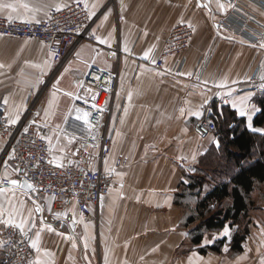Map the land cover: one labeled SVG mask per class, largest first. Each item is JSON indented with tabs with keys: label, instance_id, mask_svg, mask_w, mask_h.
Masks as SVG:
<instances>
[{
	"label": "crops",
	"instance_id": "1",
	"mask_svg": "<svg viewBox=\"0 0 264 264\" xmlns=\"http://www.w3.org/2000/svg\"><path fill=\"white\" fill-rule=\"evenodd\" d=\"M79 1L97 18L93 27L97 65L118 70L109 123L112 153L103 166L114 175L113 187L99 206L98 220L88 221L74 202L57 218L51 198L0 185L5 189L0 194L3 218H8L11 205L14 222L19 223L21 216L26 221L24 232L37 245V264H224L221 255L201 254L192 246L191 230L183 223L184 205L191 198L179 196L183 184L203 169L210 148L220 147L219 141L202 140L193 133L196 120L209 113L213 120L224 118L231 111L237 120H245L241 130L264 134L254 125L261 113L256 99L264 87L263 92L238 90L264 71V0H211L208 8L199 6L205 0ZM75 2L0 0L13 5L0 9V17L40 22L52 9ZM219 3L225 8H218ZM180 23L191 25L195 33L176 75L177 57L166 58L162 70L154 65L170 31ZM0 65V107L9 123H21L43 88L29 123L45 137L51 157L97 167L98 149L59 135L86 64L69 58L59 65L40 41L0 36ZM198 74L203 76L202 85L193 82ZM51 77L57 89L47 91ZM217 96L219 102L214 101ZM4 150L0 138V158ZM120 158L126 164L116 168ZM3 178L17 177L14 171H0ZM37 206L42 213L35 211ZM29 214L35 227L30 226ZM7 227L0 223V250ZM252 258L246 253L235 264Z\"/></svg>",
	"mask_w": 264,
	"mask_h": 264
},
{
	"label": "built area",
	"instance_id": "2",
	"mask_svg": "<svg viewBox=\"0 0 264 264\" xmlns=\"http://www.w3.org/2000/svg\"><path fill=\"white\" fill-rule=\"evenodd\" d=\"M57 9H52L48 17L39 23L12 22L0 17V36L40 41L46 44L53 60L59 65L69 58L86 64L85 72L78 75V90L60 134L97 148V167L53 159L52 148L40 130L29 125L27 118L18 126L11 125L1 106L0 138L5 142V150L0 158V171H14L16 179L32 186V194L51 198L55 212H64L74 202L84 219L97 221L99 206L114 184L113 173L104 170L103 166L112 153L109 123L118 73L97 65L98 40L93 32L97 18L85 3L79 1ZM194 33V27L187 24L180 23L172 28L155 68L162 70L164 60L174 56L179 58L175 69L176 75H179L184 64L182 56L190 48ZM193 82L202 85L203 76L198 74ZM263 87L264 71L260 69L238 90L263 92ZM214 100L219 102L220 98L217 96ZM84 112L88 113L87 123L76 119ZM216 132L217 124L212 118H201L193 127V133L202 140ZM125 164V160L120 158L116 168ZM9 181L3 178L0 185L8 187L11 185ZM1 245L0 264H37L32 235L9 226L2 232Z\"/></svg>",
	"mask_w": 264,
	"mask_h": 264
},
{
	"label": "trees",
	"instance_id": "3",
	"mask_svg": "<svg viewBox=\"0 0 264 264\" xmlns=\"http://www.w3.org/2000/svg\"><path fill=\"white\" fill-rule=\"evenodd\" d=\"M256 102L261 113L254 125L264 129V94ZM214 119L220 147H214L208 153L203 169L189 184H183V193L179 197L191 198V203L184 205L183 223L191 230L192 246L201 254H222L228 243L232 254H241L251 233L250 212L255 207L254 194L264 187V134L241 130L245 120H237L231 111L224 118ZM209 182L212 185L205 191ZM226 227L233 232L230 240L225 237L203 246L207 235L221 232ZM235 227L239 228L235 230Z\"/></svg>",
	"mask_w": 264,
	"mask_h": 264
},
{
	"label": "rangeland",
	"instance_id": "4",
	"mask_svg": "<svg viewBox=\"0 0 264 264\" xmlns=\"http://www.w3.org/2000/svg\"><path fill=\"white\" fill-rule=\"evenodd\" d=\"M166 42H167V40H166ZM88 50H90V49H88ZM117 71L118 70H115L113 72H117ZM46 87H47V91L57 89L56 82L54 79H52V77L49 79L48 84H46L45 88ZM44 90L45 89L42 88V91H40L37 94V100L34 102V105L31 106V108H29L27 115L23 118V119L27 118L29 125H32L29 123V120L32 119V116L34 114V106L36 107V105L38 104V101L40 100V98L44 94ZM74 96H72L71 105L73 103V97ZM70 108H71V106H70ZM69 111H70V109H69ZM30 115H31V117H30ZM194 124H193V127H194ZM59 135L63 136V137L65 136V135H61L60 132H59ZM65 137H67V136H65ZM67 138H70V137H67ZM208 139L209 140L213 139L216 141L220 140L217 135H213V136L209 137ZM94 149L97 150V148H94ZM213 149H214V145H213V147L210 148V150H213ZM211 175L215 176L213 174H211ZM212 176H210V177H212ZM211 185H212V183H210V182L207 183V185L205 187V191H207L209 189V187H211ZM263 192H264V187H262L259 191H256V193L254 194L255 207H254V210L250 212V222H251L250 223V230H251V233H250V236L247 238V241L244 243V251L241 254H232L230 252V246L228 243L225 247V248H227V251H225L224 250L225 248H224L223 253L219 254V255H221V260L224 262V264H235V262L239 258H241V256H243L246 253L251 254L253 256V258L250 262L245 261L246 262L245 264H248V263L249 264H262V262H264V193ZM246 222L247 221H245L244 224H246ZM239 227L241 229V225ZM239 227H235V230H237ZM226 228H228L230 230V236L228 237V239L230 240L233 232L229 227H226ZM223 238H225L224 230L221 232L212 233V234L207 235L205 237V240L203 241V246L212 245V243L217 242L218 240L223 239Z\"/></svg>",
	"mask_w": 264,
	"mask_h": 264
},
{
	"label": "snow or ice",
	"instance_id": "5",
	"mask_svg": "<svg viewBox=\"0 0 264 264\" xmlns=\"http://www.w3.org/2000/svg\"><path fill=\"white\" fill-rule=\"evenodd\" d=\"M78 2H79V0H77V3H78ZM209 3H211V0H209ZM199 6H200V7H205V8H208V7H209L208 4H201V5H199ZM217 6H218V8H220V9H224V8H225V5H224L223 3H219ZM12 7H13V5H11V4H0V9H3V8H12ZM86 7H87V6H86ZM57 10H59V8H58ZM209 10H211V9L209 8ZM92 14H94V12H93ZM106 18H107V17H105V19H106ZM9 19H11V18L9 17ZM37 23H39V21H37ZM189 27H191V25H189ZM100 42L103 43L104 41L101 40ZM147 55H148V53H145V56H146V57H147ZM0 67H2V65H0ZM222 86H223V85H222ZM66 95H71V93H66ZM76 98L79 99V96H77ZM129 99H131V95H129ZM6 102H7V101H5V103H6ZM233 107H235V105H233ZM256 110H257V109L253 108V111H256ZM240 114H241L242 116H243V115H246V113L243 112V111H241ZM38 115H39V114H38ZM76 119H77V120H81V119H83V120L85 121V123H87V122H88V113H87V112H84L82 116H81V115H77V116H76ZM13 122H15V121H13ZM45 126H47V125H45ZM249 126L251 127V125H249ZM25 131H27V129H25ZM42 138H43V137H42ZM70 142H71V141H70ZM217 145H218V142H217ZM13 151H14V150H13ZM49 163H51V161H49ZM9 182H10V184L13 186V188H15L16 186H19V187H21V188H23V187H25V186L28 187L29 189L32 188L31 185H22L18 179H11ZM4 192H5V189H4L3 187H0V194H3ZM14 194H15V193L13 192V195H14ZM35 211L38 212V213H42V212H43V209L40 208L39 206H37V207L35 208ZM13 214H14V210L11 208V205H10V207H9V211H8V213H7L8 218H7V219H4L3 217H4L5 213H4L3 207L0 206V223H2V224H4V225H7V226H10V227H14V228L20 230V231L23 233V232H24V229H25L26 221H25V220L22 218V216H21L20 222H19V223H15L14 220H13V218H12V217H13ZM60 215H61V213H56L57 218H58ZM65 215H66V214H65ZM29 221H31V214H29ZM30 226H31V227H35V222H34V221H31V225H30ZM47 227H48L49 230H51V231H55V229H53V228L51 227V225H47ZM224 236H225V237H229V236H230V230H229L228 228H225V229H224ZM36 239L39 240V234H37ZM32 247H33V248H36V247H37V245H36L35 242L32 243ZM224 250L227 251V248H225ZM262 264H264V262H262Z\"/></svg>",
	"mask_w": 264,
	"mask_h": 264
},
{
	"label": "water",
	"instance_id": "6",
	"mask_svg": "<svg viewBox=\"0 0 264 264\" xmlns=\"http://www.w3.org/2000/svg\"><path fill=\"white\" fill-rule=\"evenodd\" d=\"M205 4H208V5H209V4H210V3H209V0H205ZM200 5H201V3H200ZM207 118H209V119L211 118V114H210V113L207 115ZM20 183H21L22 185H29L26 181H21ZM23 189H25V190L28 191V192H32V191H33V188L29 189V188L26 187V186L23 187Z\"/></svg>",
	"mask_w": 264,
	"mask_h": 264
}]
</instances>
